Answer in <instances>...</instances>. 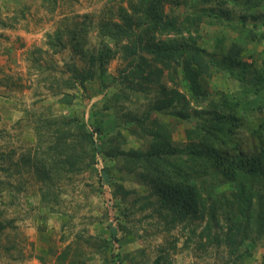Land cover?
I'll list each match as a JSON object with an SVG mask.
<instances>
[{"label": "rangeland", "instance_id": "1", "mask_svg": "<svg viewBox=\"0 0 264 264\" xmlns=\"http://www.w3.org/2000/svg\"><path fill=\"white\" fill-rule=\"evenodd\" d=\"M128 1L0 0V264L34 258L40 264H264V231L251 225L232 252L225 240L234 228L231 209H218L211 224L209 216H190L172 227L152 188L106 155L97 156V172H64L61 178L53 173L51 182L38 172L42 161H53L49 143L61 123L73 118L90 131L100 126L107 150L109 139L119 134L127 139L122 150H147L150 140L141 138V128L157 122L169 123L174 142L186 144L195 116L179 122L157 110L164 96L156 85L130 88L123 80L127 60L119 51L103 65L97 60L107 46L114 49L100 37L102 19ZM164 14L202 17L198 30L189 33L181 26L180 36L169 32L164 39L185 41L191 35L206 50L213 77L204 86L211 98L234 95L243 104L255 98L241 94L237 74L254 83L262 68L264 0H174L164 3ZM254 27L263 36L260 42L248 39ZM233 44L245 49L240 66L224 59ZM72 67L95 76L82 88ZM182 85L179 90L186 92ZM183 106L192 115L202 109L192 101L178 109ZM261 115L249 108L238 132L241 142L252 145L250 133ZM95 140L100 143L96 133ZM213 182L217 197L230 195L231 185ZM257 189L264 193V186ZM235 221L245 225L240 216ZM112 229L117 241L110 238ZM61 254L67 260H58Z\"/></svg>", "mask_w": 264, "mask_h": 264}, {"label": "trees", "instance_id": "2", "mask_svg": "<svg viewBox=\"0 0 264 264\" xmlns=\"http://www.w3.org/2000/svg\"><path fill=\"white\" fill-rule=\"evenodd\" d=\"M169 1L174 2L129 0L128 7L122 6L104 17L100 23V37L112 43L116 50L107 46V52L102 51L97 60L103 65L119 51L127 60L123 80L128 86L156 85L164 96L159 100L157 110L170 112L169 115L179 122L195 116L196 124L185 132L186 144L174 142L169 123L157 122L141 128V138L150 140L147 150H122L127 139L120 134L109 139L111 148L107 150L100 126L96 125L95 131H90L86 123L73 118L61 123L49 143L48 156L53 161H42L37 167L38 172L47 182L53 181V173L61 178L64 172H97V156L106 155L116 160L124 171L140 175L152 188L159 212L172 227L190 216L193 219L209 216L211 224L217 221L218 209H231L228 220H234V228L229 229L225 240L231 251L236 252L241 242L238 240L251 225L258 233L264 231V193L257 189V186H264V60L254 83L247 81L248 76L237 74L244 84L241 94L255 95L251 102L243 104L234 95L211 98L204 86V82L213 77V64L208 60L206 50L191 35L185 41L164 39L169 32L180 36L181 26L189 33L191 29H197L202 17L182 20L167 17L164 3ZM255 28L247 30L248 39L260 42L263 36L258 35ZM75 50L78 54L83 53L77 46ZM244 50L243 46L233 44L224 59L240 66ZM71 69L74 78L80 79L82 88L95 76L93 70ZM165 78L173 87L164 82ZM182 84L187 93L179 90L178 85ZM190 101L202 109L195 110L193 115L188 113V106L178 109L181 103ZM249 108L262 114L250 133L252 145H246L238 137ZM94 132L100 143L95 140ZM27 162L32 164L30 159ZM217 180H221L219 185L232 186L229 196L221 192L217 197L218 187L213 182ZM238 216L245 222L244 226L235 221ZM2 229L0 227V231ZM210 229L208 223L207 230ZM110 238L117 241L115 229L111 230ZM209 240H216V237ZM58 260H67L66 254H61Z\"/></svg>", "mask_w": 264, "mask_h": 264}, {"label": "crops", "instance_id": "3", "mask_svg": "<svg viewBox=\"0 0 264 264\" xmlns=\"http://www.w3.org/2000/svg\"><path fill=\"white\" fill-rule=\"evenodd\" d=\"M26 264H40V262L38 261V259H32L30 261H28Z\"/></svg>", "mask_w": 264, "mask_h": 264}]
</instances>
